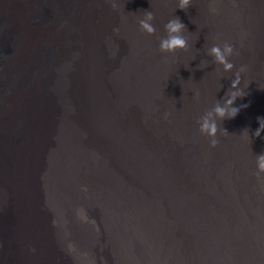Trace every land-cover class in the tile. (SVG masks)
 I'll return each instance as SVG.
<instances>
[{"label": "bare ground", "instance_id": "bare-ground-1", "mask_svg": "<svg viewBox=\"0 0 264 264\" xmlns=\"http://www.w3.org/2000/svg\"><path fill=\"white\" fill-rule=\"evenodd\" d=\"M210 3L0 0V264H264V0ZM225 42L246 94L219 120Z\"/></svg>", "mask_w": 264, "mask_h": 264}, {"label": "clouds", "instance_id": "clouds-1", "mask_svg": "<svg viewBox=\"0 0 264 264\" xmlns=\"http://www.w3.org/2000/svg\"><path fill=\"white\" fill-rule=\"evenodd\" d=\"M106 3L114 10L118 11L120 8V0H106ZM190 5H192V0H178L179 9L187 10ZM209 10L213 13L218 11L216 7V0H211L209 4ZM155 19L154 14L151 11L144 12L143 18L138 20L140 28L147 32L148 34H155L156 27L153 24ZM165 31L167 35L160 40L159 48L161 52H175L177 49H187L188 48V39L184 35L186 30V25L182 20L176 16L170 19L165 24ZM209 54L214 56L215 60L223 65L224 71L233 72L235 69L234 76L235 79L232 80L231 87L228 93L227 98L225 99L224 105L221 106L217 103L214 107L215 117H218L219 120H223L225 117L234 118L240 111L239 107L234 106L235 101L238 97H243L246 93L243 88H241V83L243 80V73L247 71L246 65H241L239 68H236L235 64L229 60L234 52V46L228 42L223 44L221 47L219 44L213 45L209 50ZM199 95V92H196V96ZM248 105H242L241 107H247ZM213 112H208L206 115L202 116L198 121L200 125V132L202 134L210 137L211 147H216L219 143L217 137L218 120L213 118ZM169 113H165V118ZM260 127L255 131V135L259 137L262 132H264V117H258ZM226 132L227 130L224 129ZM256 176L258 179L264 181V153L258 154L256 156ZM83 191H87L86 186H82ZM81 219L85 222L87 221L86 214L81 215Z\"/></svg>", "mask_w": 264, "mask_h": 264}, {"label": "rangeland", "instance_id": "rangeland-1", "mask_svg": "<svg viewBox=\"0 0 264 264\" xmlns=\"http://www.w3.org/2000/svg\"><path fill=\"white\" fill-rule=\"evenodd\" d=\"M65 1V0H64ZM59 5V7L61 8L62 6L63 7H65L63 4H61V3H59L58 4ZM40 9V11L42 10L41 9V7H38V10ZM40 11L39 12H37V13H35V14H31V17H30V22H31V20H32V22L34 23V21H36L39 17H37V16H35V15H39L40 14ZM33 16V17H32ZM42 16H43V12H42ZM44 17V16H43ZM34 19V20H33ZM31 22V23H32Z\"/></svg>", "mask_w": 264, "mask_h": 264}]
</instances>
